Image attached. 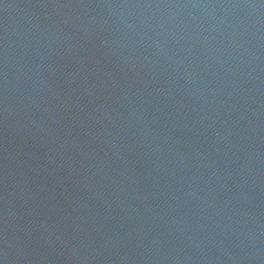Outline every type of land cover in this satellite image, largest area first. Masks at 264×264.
<instances>
[{"label": "water", "instance_id": "1", "mask_svg": "<svg viewBox=\"0 0 264 264\" xmlns=\"http://www.w3.org/2000/svg\"><path fill=\"white\" fill-rule=\"evenodd\" d=\"M0 264H264V0H0Z\"/></svg>", "mask_w": 264, "mask_h": 264}]
</instances>
